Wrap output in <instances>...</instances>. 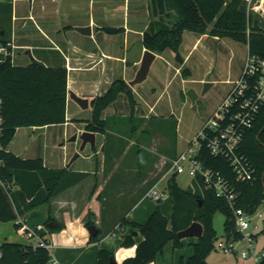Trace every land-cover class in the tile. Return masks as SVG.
<instances>
[{"label": "crops", "instance_id": "0c3cea01", "mask_svg": "<svg viewBox=\"0 0 264 264\" xmlns=\"http://www.w3.org/2000/svg\"><path fill=\"white\" fill-rule=\"evenodd\" d=\"M0 2L13 5L11 37L19 46L18 50L30 48L31 53L39 50V55L34 53L36 60L43 62L47 67L68 69L67 121L64 124L46 126L45 132L53 128L50 139L53 144L57 143L64 147L67 138L69 140L74 134L88 130L87 123L78 120L92 118L94 98L105 94L116 79H123L129 84L135 78L147 50L143 37L152 23L151 0H0ZM86 26L91 27V34L77 30V27ZM107 27L118 28L120 31L108 32ZM207 36L189 30L184 32L181 45L184 57L182 65L175 61L176 55L172 50L168 49L162 55L157 53L146 79L150 80L148 85H135L132 88L134 108L128 97L122 94L117 103L105 110L103 118H108L109 128L106 133L95 132L97 134L95 148L87 144L82 155L72 164L68 152L64 154L61 162L53 157L50 163L42 157L49 167L69 166L72 170L89 173L82 183L59 194L50 205L34 209L19 219L27 227H34L38 224L45 225L51 216L63 225L62 229L47 235L52 260L60 264H97L99 250L107 248L114 254L116 262L122 264L126 258L136 254L137 245L144 240V236L132 226H122V220L125 218L138 224L147 222L149 216L154 213L155 206L152 205L150 208L140 206L146 202L148 191L153 188V182L157 179L155 174L158 158L159 156L169 158L171 155L175 157L182 151L178 150L177 144L175 148L170 147L168 153H161L160 147L154 151L148 146L150 154L134 161L131 156L129 157L134 144L131 141L126 142L123 148L125 158L120 159L118 154L113 153L120 149L115 143H110L106 147L104 139L109 135L108 132H111L110 124L111 127L119 126L118 123L122 120V125L126 121L128 128L131 129V126L136 124L133 118L137 115L155 119L157 124H154V129L162 133L165 125L161 124L163 117L160 118L158 112L159 104L166 94L173 99L180 92L185 98L183 83L192 81L195 69L194 55L203 41H206ZM212 38L219 40V36ZM24 54L27 55L25 51ZM202 54L203 59L207 57L206 54ZM158 58L162 61L155 63ZM199 58L201 60V56ZM186 67L192 72L190 76L183 72V68ZM236 80H230L229 83L233 85ZM69 91L88 98L91 101L89 107L86 109L80 107L70 97ZM121 117L123 119H120ZM129 118L133 120L128 121ZM69 126L76 130L70 132ZM59 127H63V136L58 135V130H55ZM29 129L34 133V128ZM76 144L78 151L81 141ZM162 147L165 151L166 147L164 145ZM87 148L90 151L86 152ZM8 149L10 150V147ZM198 182L202 186L200 181ZM167 187L168 185H165L159 191L165 192ZM202 187L200 191H188L201 195ZM92 199L95 210L90 208L87 211L86 204L91 203ZM139 207L142 212L135 215ZM90 218L95 221L99 230L98 241L91 239L93 236L87 225ZM51 226H55V222H52ZM135 231L139 234L135 235ZM129 234H133L135 244L125 246L124 237ZM23 243H27L25 238ZM184 250L185 248L183 251L180 248L174 249L170 244L163 254L150 264H187L194 247L193 251Z\"/></svg>", "mask_w": 264, "mask_h": 264}, {"label": "trees", "instance_id": "16d2710c", "mask_svg": "<svg viewBox=\"0 0 264 264\" xmlns=\"http://www.w3.org/2000/svg\"><path fill=\"white\" fill-rule=\"evenodd\" d=\"M151 6L152 23L144 32L143 43L147 49L161 55L168 49L172 50L179 65L184 63L181 45L186 30L201 35L229 36L246 43L251 54L264 59V27L248 15L246 0H151ZM12 16V3L0 2V41L12 38L13 33L9 31V28L12 30ZM106 30L113 33L120 31L114 27H107ZM183 72L186 76L192 73L187 67L183 68ZM68 85L66 67H47L36 61L14 65L8 60L0 64V98L4 100V124L0 135V220L14 221L16 228L22 225L20 217L50 205L59 194L89 176L88 172L75 171L69 166L52 168L45 164L42 157L26 158L8 149L21 127L51 126L67 121ZM122 94L128 97L134 108L133 90L123 79H116L105 94L92 100V118L78 121L86 122L89 131L106 133L109 121L103 118L104 112ZM254 123L245 133L240 152L256 169V179L249 183H236L238 205L249 213H255L264 205V104ZM201 154L206 166L222 171L234 180V171L226 158L211 155L206 146L202 147ZM177 175L174 173L168 179L173 198L171 221L159 209L144 224L125 218L122 220V226H132L144 236V240L137 245L136 254L126 258L122 264H150L163 254L168 245L171 244L174 249L181 248L183 244L178 232L195 221L202 223L204 233L193 244L194 252L187 264H209L208 255L215 249L218 238L214 226V216L218 211L225 214L226 235L231 234L234 240L241 238L236 230L233 210L225 199L217 197L214 190L204 184L201 195L190 192L179 185ZM52 222L55 226H51ZM93 224L95 221L90 218L87 225ZM45 226L47 231L41 236L62 229L63 225L50 216ZM91 239L98 241L99 236ZM45 240L49 243L48 237ZM123 244L134 245L133 234L126 235ZM0 249L3 251L0 264H50L52 260L51 251L41 245L4 241ZM113 256L109 249L101 248L97 264H121L112 262ZM261 264H264V257Z\"/></svg>", "mask_w": 264, "mask_h": 264}, {"label": "rangeland", "instance_id": "374dc122", "mask_svg": "<svg viewBox=\"0 0 264 264\" xmlns=\"http://www.w3.org/2000/svg\"><path fill=\"white\" fill-rule=\"evenodd\" d=\"M246 2L248 15L252 17L253 21L258 22L264 27V1L246 0ZM9 31L12 30L9 28ZM206 35H208L206 41H203L199 50H197L194 55L195 69L192 81L183 83L184 87L181 86L184 88V93H187L189 89H194L197 95L196 100L194 101L190 99L187 94L185 95V98H183L180 92L177 93L173 99L169 98L167 94L165 95L158 107L160 118L163 117V121L160 120L161 124L165 125V128L162 131L163 134L154 129V124H157L156 120L145 116H135L133 119H135L134 121L136 124L131 126V129L128 128L126 121L124 123L125 125H122V120H120L123 119L122 117L119 119L120 121L118 120L120 122L118 123L119 126L116 125L111 127L110 124L111 132H108L109 135L105 137L104 142H106V147H108L110 143L116 144L120 150L113 151V153L118 154V158H125L124 153H122L124 152L123 148L125 147L126 142L130 143L131 141H133L134 144L129 157L131 156V159L134 161L140 160L142 157H145V155L150 154L147 149L148 146L154 151H157L158 147H160L159 149L161 153H168L170 147L174 146L175 148V144H177L179 151H185L189 147V144L194 141L204 124L212 118L219 103L228 96L233 87L229 81L240 79L246 59H248L249 47L246 43L237 41L229 36L219 37V40H215L212 38L214 35L209 33ZM24 51L26 50H17L15 55V65H27L31 62L30 55H25ZM34 53L36 55L40 54L39 50L34 51ZM34 53H32L33 56H35ZM202 53L206 54L207 57L203 59ZM199 56H201V60ZM160 61L162 60L158 58L155 63ZM192 62L193 61H191V63ZM208 79L215 81H207ZM149 81L150 80H144L137 85L145 86L148 85ZM207 82L212 84L208 88L206 87ZM138 109L142 110L141 107H138ZM133 119L129 118L127 120L132 121ZM56 129L59 132L57 134L63 136V127L55 128V130ZM53 130V128H50L47 133L35 136L32 130L28 127H21L18 129V132L8 147H10L12 152L19 156L26 158H37L41 156L47 159L50 163L53 157L59 159L61 162L64 154L68 152L69 159L71 160L77 151V142H69L67 138L64 147H60L57 143L53 144L52 139H50ZM69 130L72 132L75 131L76 128L69 126ZM100 141L101 138H99V143ZM163 145L166 147L165 151L162 147ZM79 148L80 146L78 149ZM87 151H90L89 148L86 149V152ZM173 158L172 155L169 158L162 156H159L158 158V164L156 165L157 173L155 174L157 179L152 185L153 187L158 186V190L162 189L165 185H168V179L174 174L171 167ZM176 179L179 185L186 190L200 191L202 187L196 178L187 173L178 174ZM93 202L94 200L92 199L91 203L88 202L86 204L85 208L87 211L90 210V208H92L93 211L95 210ZM92 203L93 205H91ZM152 205L155 206L153 212L159 209L161 213L168 216V219L171 221L173 198L168 187L165 190V197L163 200L156 201V199L148 196L146 202L140 207L146 206L147 208H150ZM140 207L136 210L135 215L142 212ZM41 208L39 207V209ZM259 213H262V217L259 216ZM214 219V226L218 238L215 241V249L207 258L210 264H256L252 254L249 258L244 259L239 255L225 254L222 251H219L217 248L218 243L226 237L225 214L218 211L215 214ZM148 220L149 218L147 221ZM14 223V221L0 220V243L4 240L23 242V234L19 228L15 227ZM253 224L259 226V228L254 231L257 235V238H255V246L256 251L262 255L261 251L264 249V205L258 208ZM196 239V237L183 238V246L180 249L183 251L185 248V252H187V249L193 251L192 243L196 242ZM237 249L240 251L247 250L248 244L246 241H241L237 243Z\"/></svg>", "mask_w": 264, "mask_h": 264}, {"label": "built area", "instance_id": "2783aa9c", "mask_svg": "<svg viewBox=\"0 0 264 264\" xmlns=\"http://www.w3.org/2000/svg\"><path fill=\"white\" fill-rule=\"evenodd\" d=\"M19 46L15 44L13 38L8 41H0V64L11 60L15 63V55ZM246 59L243 73L240 79L233 82L232 91L217 106L213 116L200 130L189 147L177 154L171 163V167L176 174L187 173L196 178L205 187L214 190L217 197L225 199L235 216L236 230L241 234L238 240L224 237L218 243L217 248L225 254H235L247 259L254 257L256 264H261L264 257V249L260 255L256 251L254 233L259 228L253 224L255 213H249L238 205L239 192L236 183H249L256 179V169L249 159L240 152V145L244 139L247 129L253 126L257 114L264 104V59L249 52ZM253 81V83H251ZM4 100L0 98V128L4 124ZM206 146L215 157L226 158L234 171V180H231L222 171L214 170L204 164L201 159V149ZM2 164V161H0ZM148 195L160 201L165 197L164 191H159L153 187L148 191ZM262 217V213H259ZM27 243L35 246L41 245L50 250V243L46 242L45 225L38 224L34 227H27L22 224L19 227ZM246 241L247 250H238L237 243ZM3 251L0 249V260ZM50 264H60L56 260H51Z\"/></svg>", "mask_w": 264, "mask_h": 264}, {"label": "water", "instance_id": "95a60500", "mask_svg": "<svg viewBox=\"0 0 264 264\" xmlns=\"http://www.w3.org/2000/svg\"><path fill=\"white\" fill-rule=\"evenodd\" d=\"M77 30L82 32V33L91 34V27L90 26L77 27ZM248 33H251V32L248 31ZM26 50L27 51H25V53L27 55H30L31 61H36L40 65H45L43 62L36 60V58L32 55L30 48H27ZM144 54L145 55L143 56L139 71L137 72L135 78L129 82V86L131 89L135 85H137V84H139V83H141L147 79L150 68H151L154 60L157 57V53L153 52L149 49H147ZM211 85L212 84H210L208 82L206 83L207 88L210 87ZM186 94L190 99H192L194 101L197 98V95H196L194 89H189ZM69 95L73 100H75L76 103H78L80 105V107H82L84 109L89 107L91 101H89L88 98L82 97V96L76 94L74 91H69ZM45 132H46V126L34 128L35 136H38V135L45 133ZM96 135L97 134L93 131L84 130L80 134L79 133L74 134L68 140L69 142L81 141L80 149L78 151H76V153L74 154V156L72 157V159L70 161V164H72L75 160H77L82 155V151L85 150L87 144H90L94 148L96 147ZM89 231L93 237L98 236V234H99V230L95 224L89 226ZM203 233H204V227H203L202 223L195 221L186 229L179 231L178 236L181 239L187 238V237L200 238L201 236H203ZM134 234L137 235L139 233L135 231ZM227 236H228L227 239H229L231 237V234H227ZM111 260H112V262H116V259L114 256L111 258Z\"/></svg>", "mask_w": 264, "mask_h": 264}]
</instances>
